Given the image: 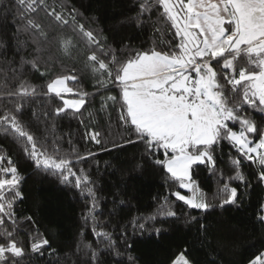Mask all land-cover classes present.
<instances>
[{"label": "trees", "instance_id": "16d2710c", "mask_svg": "<svg viewBox=\"0 0 264 264\" xmlns=\"http://www.w3.org/2000/svg\"><path fill=\"white\" fill-rule=\"evenodd\" d=\"M139 3L140 0H45L48 7L41 5L32 18L48 32L51 43L42 46L50 51L44 54L39 71H36L26 63L20 70L22 58H34L35 46L29 41L28 34L17 31L25 21L14 14L15 0H0V9L5 5L12 9L6 17L0 15V41L3 42V47H0V69H3L0 81L7 85L0 86V92L15 91L21 81L37 87L38 94L24 105L21 119L32 133L41 138V142L47 144L49 151L53 141L58 143L61 155L67 154L73 159V170L78 175L86 174L93 182L98 197L95 229L111 233L116 241L115 248L121 253L117 257L112 250H106L103 239L97 238L93 231L92 220H85L91 201L75 187L74 178L71 183H62L58 175L37 168L25 155L20 143L0 134V150L6 157L0 162V167H8L7 159L10 158L23 177L19 188L22 198L14 205L17 218L15 238L26 251L37 233L50 241V246L42 250V256L32 254L20 260L19 264H130L128 256L134 257L135 264H172L181 252L194 264H250L255 256L264 252V223L258 219L260 205L264 204V182L258 178L260 169L241 157L227 141H222L215 148V170L199 165L193 172V179L207 194L209 203L214 205L207 212L189 209L176 200V191L185 195L189 192L172 181L164 166L154 163L156 159L165 158L163 150L151 159L144 155V145L140 142L126 144L117 150H102V147L111 149L113 141L119 144L127 139H136L131 129L122 126L119 120V102L115 105L108 102L106 111L101 110L102 97L112 95L119 100V89L113 85H109L108 90L97 89L95 79L85 68L86 57L91 53L79 33L73 31L75 25L61 26L48 13L53 7L61 11L60 6L63 5L67 18L68 13L75 9L76 23L105 37L106 47L114 49L121 61L135 51L155 48L167 52L174 49L180 38L171 22L163 16L162 8L157 6L150 14L146 13L142 17L146 23L137 25L132 20L139 11ZM61 36L72 37L78 45L71 58L58 51L57 41ZM17 37L27 41L24 47H17ZM49 55L55 57V63L45 64ZM12 68L19 71L13 74ZM217 71H220L218 66ZM73 74L78 79L70 81L69 87L93 95L89 96V103L80 113L69 109L57 115L54 109L62 107V100L54 94L45 97L43 93L47 91V83L56 76ZM13 103L0 98L2 107L10 108ZM33 112L37 116H33ZM242 112L253 118L258 126L264 122V114L247 105ZM43 113H47L46 118ZM235 130H238V125ZM96 131L103 137L102 146L88 137V133ZM89 152L95 155L76 160V155L86 157ZM235 158H240L239 167L244 181L228 179L235 175L236 169L231 163ZM137 162L143 166L135 168ZM226 182L238 189V203L219 207L220 200L226 198L219 190ZM161 205L171 207L177 217L158 215L163 210ZM153 215H156L155 220L147 219ZM193 216L198 219L190 222ZM134 219L137 225L145 224V229L134 226ZM201 224L206 225V229L202 230ZM7 227L12 231L10 221ZM154 228L163 230L157 235ZM0 242H3V237H0ZM86 244L97 250L95 261H92L90 251L84 248Z\"/></svg>", "mask_w": 264, "mask_h": 264}, {"label": "snow or ice", "instance_id": "6c2138e0", "mask_svg": "<svg viewBox=\"0 0 264 264\" xmlns=\"http://www.w3.org/2000/svg\"><path fill=\"white\" fill-rule=\"evenodd\" d=\"M15 4L14 14L25 21L17 31L28 34L29 41L35 46L34 58H22L20 70L26 63L39 71L44 54L50 51L42 45L51 42L44 26L33 19L32 14L41 5L48 6L45 0H15ZM157 6L162 8L163 16L171 22L176 36L180 38L179 43L167 52L155 48L135 51L123 61L117 57L114 49L106 47L105 37L76 23L75 9L68 13L67 18L63 5L60 6L61 11L53 7L48 14L61 26L75 25L73 31L79 33L91 53L86 57L85 68L95 79L97 89L108 90L109 85L119 89V100L112 95L102 97L101 110L106 111L108 102L112 105L119 102V120L122 126L131 129L136 139H127L119 144L113 141L111 149L102 147V150H117L126 144L140 142L144 145V155L148 159L163 150L165 158L156 159L154 163L164 166L172 181L180 189L190 192V195H185L176 191V200L183 202L189 209L207 212L214 205L209 203L207 194L193 179V172L195 166L199 165L215 170L214 151L222 141H227L241 157L256 164L260 169L258 178L264 182V122L258 126L253 118L242 112L247 105L264 114V0H140L139 11L132 20L137 25L146 23L142 17L146 13L150 14ZM10 11L12 9L5 5L0 9V15L6 17ZM16 42L18 48L27 43L18 37ZM57 43L59 53L68 58H71L73 49L78 46L72 37L61 36ZM0 47H3L2 41ZM242 59L244 63L240 62ZM44 62L55 63V57L49 55ZM217 66L220 71H217ZM10 70L13 74L19 71L15 68ZM77 79L75 74L60 75L47 83V91L43 96L54 94L62 100V107L54 109L55 114L59 115L69 109L80 113L89 103L88 98L93 94L76 91L68 86L70 81L76 82ZM0 86L7 87L4 81H0ZM37 94V87L27 81H21L15 91L0 92V98L14 101L10 108L0 106V134L10 136L20 143L25 155L37 168L58 175L62 183H71L74 178L75 187L91 201L85 220H92L96 237L103 239L106 250H112L119 257L121 253L115 248L116 241L112 234L103 230L97 232L95 229L98 197L93 182L86 174L78 175L73 170V159L67 154L61 155L58 143L53 141L49 151L47 144L41 142V138L32 133L21 119L24 105ZM66 95L75 98L66 99ZM43 115L47 117V113ZM33 116L37 114L33 112ZM237 125L238 130H235ZM88 137L102 146L103 137L100 132L88 133ZM94 155L91 152L86 157L76 155V160ZM5 159L0 150V162ZM7 162L8 167H0V237H3V242H0V264H19L20 260L32 254L42 256V250L50 246V241L37 233L26 251L15 238L17 218L14 205L22 198L19 188L23 177L10 158ZM231 163L236 171L228 179L244 181L245 177L239 167L240 158L232 159ZM142 166L140 162L135 164L137 169ZM80 172L83 173V169ZM219 192L226 197L220 200L219 207L238 203L236 187H230L226 182ZM161 209L158 215L177 217L171 207L161 205ZM259 212L258 219L264 223V204L260 205ZM147 219L155 220L156 215ZM197 219L195 216L190 217V222ZM9 221L12 231L7 227ZM132 223L141 230L145 229V224L137 225L136 219ZM206 227L200 225L202 230ZM162 230L153 229L157 235ZM84 248L90 251L91 259L95 261L97 250L90 244L84 245ZM128 260L130 264H135L134 257L128 256ZM172 264H194V261L181 252ZM250 264H264V252L255 256Z\"/></svg>", "mask_w": 264, "mask_h": 264}, {"label": "rangeland", "instance_id": "374dc122", "mask_svg": "<svg viewBox=\"0 0 264 264\" xmlns=\"http://www.w3.org/2000/svg\"><path fill=\"white\" fill-rule=\"evenodd\" d=\"M69 86V85H68ZM66 99H71V98H75L74 96H72V95H66V97H65ZM184 190H186V191H188L189 192V190H187V189H184ZM188 195H190V192H189V194Z\"/></svg>", "mask_w": 264, "mask_h": 264}]
</instances>
